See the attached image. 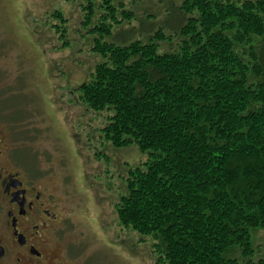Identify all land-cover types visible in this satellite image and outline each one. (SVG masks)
<instances>
[{
    "label": "trees",
    "instance_id": "obj_1",
    "mask_svg": "<svg viewBox=\"0 0 264 264\" xmlns=\"http://www.w3.org/2000/svg\"><path fill=\"white\" fill-rule=\"evenodd\" d=\"M167 2L152 35L151 17L125 29L135 17L117 0H84L101 62L75 104L111 113L106 143L149 155L128 168L119 224L150 240L155 264H264V0Z\"/></svg>",
    "mask_w": 264,
    "mask_h": 264
},
{
    "label": "rangeland",
    "instance_id": "obj_2",
    "mask_svg": "<svg viewBox=\"0 0 264 264\" xmlns=\"http://www.w3.org/2000/svg\"><path fill=\"white\" fill-rule=\"evenodd\" d=\"M166 4L117 0L119 10L135 17L122 28L138 30L140 19L149 16L153 25L142 29L152 28L153 35ZM83 7L84 0H0V126L18 141L21 167L50 176L63 199L65 222L58 251H69L73 260L68 264H155L150 240L122 227L115 210L119 196L126 193L128 168L142 166L149 155L136 145L116 149L106 143L99 130L111 113L96 114L75 104L73 90L101 62L92 51L94 37L87 33L91 27L82 25ZM55 12L68 19L70 47H62L52 28L60 23ZM120 28L115 26L114 33ZM98 154L108 156V162ZM256 240L264 246V231Z\"/></svg>",
    "mask_w": 264,
    "mask_h": 264
},
{
    "label": "flooded vegetation",
    "instance_id": "obj_3",
    "mask_svg": "<svg viewBox=\"0 0 264 264\" xmlns=\"http://www.w3.org/2000/svg\"><path fill=\"white\" fill-rule=\"evenodd\" d=\"M15 141L0 126V264L71 263L69 251H58L63 199L50 176L21 167Z\"/></svg>",
    "mask_w": 264,
    "mask_h": 264
}]
</instances>
